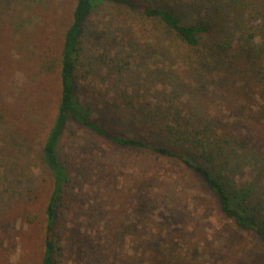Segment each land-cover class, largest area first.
Masks as SVG:
<instances>
[{
  "label": "rangeland",
  "instance_id": "374dc122",
  "mask_svg": "<svg viewBox=\"0 0 264 264\" xmlns=\"http://www.w3.org/2000/svg\"><path fill=\"white\" fill-rule=\"evenodd\" d=\"M205 26L189 50L159 21L95 0L76 59L78 102L107 131L165 146L249 187L264 218V0H132ZM76 0H0V264H42L53 175L43 144L60 100ZM56 264H259L181 162L70 122ZM255 204V205H256Z\"/></svg>",
  "mask_w": 264,
  "mask_h": 264
},
{
  "label": "trees",
  "instance_id": "16d2710c",
  "mask_svg": "<svg viewBox=\"0 0 264 264\" xmlns=\"http://www.w3.org/2000/svg\"><path fill=\"white\" fill-rule=\"evenodd\" d=\"M95 0H76L72 22L67 28L61 50L60 82L61 92L58 112L43 144V160L53 175V192L46 209V227L44 235V254L42 264H56L57 249L56 221L60 199L64 193L67 175L58 156V145L66 126L72 121L96 135L122 148L149 151L157 156L181 162L194 172L210 193L216 198L223 215L241 231L253 236V241L264 244V218L256 211L254 193L251 186L239 188L228 177L215 174L207 166L192 161L184 154L177 153L165 146H156L141 139L115 135L104 129L78 102L79 85L76 79V59L80 51L82 38L93 11ZM125 4L132 10H141L151 21L159 20L166 30L178 38L191 50L198 49L199 36L208 31L205 26H189L173 11L164 8L143 7L132 0H114ZM256 204V205H255ZM259 264H264V256Z\"/></svg>",
  "mask_w": 264,
  "mask_h": 264
}]
</instances>
